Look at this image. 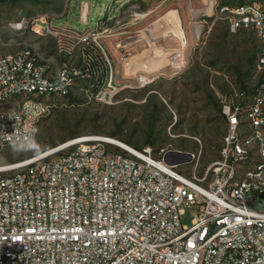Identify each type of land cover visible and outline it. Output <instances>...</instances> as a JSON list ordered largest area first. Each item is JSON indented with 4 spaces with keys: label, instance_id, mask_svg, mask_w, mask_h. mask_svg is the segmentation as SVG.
Returning a JSON list of instances; mask_svg holds the SVG:
<instances>
[{
    "label": "built area",
    "instance_id": "2783aa9c",
    "mask_svg": "<svg viewBox=\"0 0 264 264\" xmlns=\"http://www.w3.org/2000/svg\"><path fill=\"white\" fill-rule=\"evenodd\" d=\"M231 33L262 43L254 93L225 102L220 159L196 173L200 153L161 148L156 155L87 135L0 168V264H264V7L220 4ZM33 28L58 36L53 21ZM80 38L82 62L51 68L33 44L0 49V146L36 140L52 99L112 102L123 89L98 28ZM22 28V26H20ZM124 60L132 55L118 46ZM92 80L103 76L100 86ZM149 88L156 78L136 77ZM195 164L189 174L180 167ZM196 216L183 224L185 209Z\"/></svg>",
    "mask_w": 264,
    "mask_h": 264
},
{
    "label": "rangeland",
    "instance_id": "374dc122",
    "mask_svg": "<svg viewBox=\"0 0 264 264\" xmlns=\"http://www.w3.org/2000/svg\"><path fill=\"white\" fill-rule=\"evenodd\" d=\"M84 1L91 4L89 16L86 8L81 12ZM113 1L0 0V49L13 51L33 44L42 57L49 60L53 70L63 63L80 64L81 36L95 32L94 27L107 9L114 5ZM225 1L238 3L242 0H218L220 4ZM246 1H256L264 7V0H243ZM165 6L166 10L173 8V0H166ZM187 8L189 10V6ZM121 13L123 16L124 9ZM47 20L53 21L59 31L58 36L34 32L33 28L37 25L46 27L44 22ZM196 21L200 35L193 33L194 37L188 38L187 45L179 42L180 45L175 46L184 49L186 54L183 56L176 52V57L180 59L177 58L173 65L163 70L155 67L132 71L124 69V79L118 71L117 81L123 89L112 102L82 96L74 101L52 99L55 105L38 125L36 147H16L19 144L0 146V168L75 138L100 135L120 140L134 148L153 146L156 155L161 148L200 153L196 173L203 175L210 164L220 159L224 136L228 131L222 105L225 102L237 105L243 101V81L248 85L246 94L257 84L254 64L262 43L253 31L231 33L225 16L216 9L211 15H199ZM188 25L187 34L196 30L191 22ZM112 26L114 23L108 27ZM179 32L182 36L181 28ZM104 40L103 37L105 45ZM152 72L160 74L153 85L149 88L137 87L136 75L145 74L147 81L154 76ZM112 133H117V137L109 135ZM148 140L153 143H148ZM194 166L190 164L179 169L190 174ZM250 197L255 207L264 211V197L255 192H251ZM195 216V211L187 207L182 216L183 224L191 226Z\"/></svg>",
    "mask_w": 264,
    "mask_h": 264
},
{
    "label": "crops",
    "instance_id": "0c3cea01",
    "mask_svg": "<svg viewBox=\"0 0 264 264\" xmlns=\"http://www.w3.org/2000/svg\"><path fill=\"white\" fill-rule=\"evenodd\" d=\"M138 1L114 0V5L118 3V6L113 5L107 9L106 14L94 27L96 29L100 24L105 25L98 30L105 39V46L115 63L117 75L119 71L123 76L124 69L132 71L155 67L163 70L170 64L173 65L179 58L176 57V52L182 53L183 56L186 54L184 49H178L175 46L181 43L183 46L187 45L188 38L194 37L193 33L200 35L196 23L199 15H211L215 12L214 0H211L213 1L211 8L208 5L210 0H173L174 7H168L167 10L165 9L166 0H141L140 3ZM90 5L89 1H84L81 12L86 8L89 16ZM126 5L129 6L126 7ZM122 9H124L123 16ZM189 22L196 30L187 34ZM110 23H114V26L108 27ZM180 28L183 31L182 36L179 32ZM119 45H124L132 55L123 60L118 51ZM183 60L185 61V58ZM153 75L158 78L160 74L154 72Z\"/></svg>",
    "mask_w": 264,
    "mask_h": 264
},
{
    "label": "trees",
    "instance_id": "16d2710c",
    "mask_svg": "<svg viewBox=\"0 0 264 264\" xmlns=\"http://www.w3.org/2000/svg\"><path fill=\"white\" fill-rule=\"evenodd\" d=\"M225 2H227V1H225ZM224 2V4H230V5H232V4H235V3H229V2H227V3H225ZM238 3H243V0L241 1V2H238ZM253 63V62H252ZM92 77H91V80H89L91 83H94V86H93V88H95V87H97V86H100L101 84H102V82H103V76H100L99 77V79L98 80H92L93 79V75H91ZM259 85H260V83L259 82H257V84L255 85V87L254 88H252V90H251V92H249V93H254L257 89H258V87H259ZM242 88H243V90H242V92H245V93H247L246 92V90H248V85L246 84V81H243V85H242ZM73 101L75 100L74 98H71ZM52 101V100H51ZM152 133V132H151ZM76 135H78V134H73V136H76ZM110 136H112V137H117V133H112V134H109ZM151 135V134H150ZM127 143H131V141L130 140H127ZM148 143H153V141H151V140H148ZM9 145H11V144H9ZM153 147V146H152ZM154 148V147H153ZM41 150H43V147H41L40 148Z\"/></svg>",
    "mask_w": 264,
    "mask_h": 264
},
{
    "label": "clouds",
    "instance_id": "9594fccd",
    "mask_svg": "<svg viewBox=\"0 0 264 264\" xmlns=\"http://www.w3.org/2000/svg\"><path fill=\"white\" fill-rule=\"evenodd\" d=\"M18 148H28V147H36L34 141L26 140L25 142L20 143L19 145H16Z\"/></svg>",
    "mask_w": 264,
    "mask_h": 264
},
{
    "label": "bare ground",
    "instance_id": "6f19581e",
    "mask_svg": "<svg viewBox=\"0 0 264 264\" xmlns=\"http://www.w3.org/2000/svg\"><path fill=\"white\" fill-rule=\"evenodd\" d=\"M212 4H213V1H209V8H211L212 7ZM109 139H110V141H112V142H115V143H119V144H125V143H123L122 141H120V140H117V139H114V138H110L109 137ZM125 145H128V144H125Z\"/></svg>",
    "mask_w": 264,
    "mask_h": 264
},
{
    "label": "water",
    "instance_id": "95a60500",
    "mask_svg": "<svg viewBox=\"0 0 264 264\" xmlns=\"http://www.w3.org/2000/svg\"><path fill=\"white\" fill-rule=\"evenodd\" d=\"M184 154H187V152H183Z\"/></svg>",
    "mask_w": 264,
    "mask_h": 264
}]
</instances>
